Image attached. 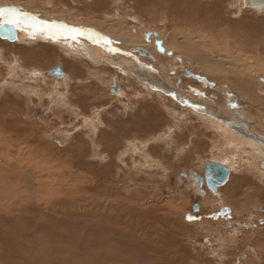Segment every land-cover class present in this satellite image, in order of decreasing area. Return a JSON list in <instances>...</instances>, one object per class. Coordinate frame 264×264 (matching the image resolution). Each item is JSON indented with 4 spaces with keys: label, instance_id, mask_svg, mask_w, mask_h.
I'll use <instances>...</instances> for the list:
<instances>
[{
    "label": "rangeland",
    "instance_id": "rangeland-1",
    "mask_svg": "<svg viewBox=\"0 0 264 264\" xmlns=\"http://www.w3.org/2000/svg\"><path fill=\"white\" fill-rule=\"evenodd\" d=\"M0 1L75 27L152 28L167 43L182 33L177 44L192 38L210 63L189 56L173 70L139 57L187 98L242 105L264 131V105L238 90V73L217 69L255 63L246 69L264 78V12L243 0ZM15 42L0 37V264H264V176L253 159L214 193L205 168L227 145L190 108L105 62ZM116 81L123 95L110 93Z\"/></svg>",
    "mask_w": 264,
    "mask_h": 264
},
{
    "label": "bare ground",
    "instance_id": "bare-ground-1",
    "mask_svg": "<svg viewBox=\"0 0 264 264\" xmlns=\"http://www.w3.org/2000/svg\"><path fill=\"white\" fill-rule=\"evenodd\" d=\"M243 1L245 5V0ZM243 1L241 3H243ZM5 3L0 1V9H9L10 11L3 12L2 15L12 14L15 19L13 25L15 27V30L17 31L18 36L16 42L23 43L29 46L31 45V43L39 44L51 42L54 43L57 48L65 50V52L69 55L80 54L94 63L105 62L107 65L117 68L120 73H123L127 76H137L140 79L139 81L145 84V87L147 89L153 90L154 92L157 91L159 92L158 94L162 95V93L166 94V92H169L170 94L178 96L180 101H176L181 104L182 108L186 106L192 110H195L190 111V109H186L195 117L206 122L209 126H212V129L216 132L215 136L221 141L225 142L224 144L227 145L226 147L224 146L225 150L221 149V152L218 153L216 157H214L217 160H212L213 162L211 163L221 164V166L226 167L230 176L232 171L237 168L238 165L241 166L240 164L245 163V158L249 157L248 159H253L255 161V165L258 166V168H261L259 174L261 176H264V158L260 157V153L264 152V131L261 130V128L259 129L258 127H255V125H252V122L249 123L247 121L248 114L242 109V105L236 103H234V105H228V109H226L225 112L224 110L222 111L221 109L217 108L213 102L205 100L204 98L198 99L194 96L191 98V95L189 96L188 93L187 98V96L185 97L186 94L182 95V93L172 87V85L166 79L167 77L165 78L164 75H161L159 71H157L151 65L144 63L145 61H142L143 56L139 57L136 52H133L135 47L143 48L146 52H148L150 56H145V58H148L150 61L152 60V62H156V57H164L169 61L168 67L173 70H176L175 67L179 61L180 63H182L184 59L186 57L189 58V56L201 65L202 62L200 61H204V59H206L209 54L200 49L199 46H197L200 43L197 44L195 42L194 44H190L192 43V38L190 37L194 36L193 38H196L199 35H192L188 33L184 36V38L190 36L188 37L190 39H185V41L182 36V41L180 42V44H177L178 39L176 37L177 35H180L182 33L175 34L173 32V39L172 36L170 39L172 41H168L169 43H167L165 37L162 34L163 32L153 30L152 28H127L123 25L116 24V26L120 27H117L118 29H114L113 27H108L104 22L92 23L88 21L86 22L84 27H75V25H72L70 23L68 24L67 21L62 19V17L55 19L51 18L52 16H48L45 13L40 12L41 14H37V12H35L33 7L30 5H27L26 7L24 6L25 8L20 9L18 7H15L14 4H10L7 2L6 4H9L7 5L8 7L2 8ZM178 15L179 13L175 11H172L171 13V16L173 18L178 17ZM37 18L38 21L36 24H38V27L31 26L33 22L35 23V21L33 20ZM3 22L4 20L0 18V25ZM219 24L220 22H217V20H213L209 21V23H204V25L201 27H203L202 29H206V27H208V29L210 28L211 30ZM182 25L184 26L185 24ZM73 29L78 31L73 32ZM157 40L162 41V46L164 48L163 53L158 51V46L156 45ZM122 45L130 47L129 50H125L124 47L122 49L120 47ZM177 50H179L180 52L182 51V55H176L178 52ZM116 51H121V53H117ZM184 51L188 54L186 55ZM228 52H232V54L235 53L234 50ZM228 52L225 54H229ZM126 53H132L133 56L137 57L138 60L145 64L147 67L138 64L136 62V59L126 56ZM225 54L222 53L219 54V56L222 57ZM226 55L224 56L225 59H230V57H226ZM231 57L234 56L231 55ZM208 61H204L206 65L207 63H210V61ZM134 62L137 63V66H140V69H135ZM223 62L224 61H219L220 64H222ZM230 62L234 64L229 66V64L227 63L228 68L231 67L230 69H226V66L223 67V65L220 67L219 63L217 69L219 70L221 68V70H223L222 72L227 70V72L229 71L231 75L238 73V75L235 74L237 81L236 86L238 90L240 88L242 93L250 96V98L251 96H253L261 105H264V78L256 75L255 73H252L251 69H246L249 66L254 68L256 64H244L242 62L235 64L236 60H232ZM259 65H261L264 69V59L262 61H259ZM213 67L216 68V65L210 66V64H208L207 68H204L209 70L211 68L210 72H213ZM127 68L130 70L128 71ZM160 68L162 71H164L162 67ZM227 72L224 74H227ZM223 78L228 79L227 76H224ZM207 86H212V83L208 82ZM114 87L116 88L117 93L120 92L121 95H123V90L117 81L115 82ZM228 103L230 104L229 101ZM213 145H216L214 141ZM249 164H251V162ZM195 176L198 175H194V178ZM218 195L220 196V193ZM228 210L231 213L230 208H228Z\"/></svg>",
    "mask_w": 264,
    "mask_h": 264
},
{
    "label": "water",
    "instance_id": "water-1",
    "mask_svg": "<svg viewBox=\"0 0 264 264\" xmlns=\"http://www.w3.org/2000/svg\"><path fill=\"white\" fill-rule=\"evenodd\" d=\"M245 3L247 7L250 9L259 10V11L264 12V0H245ZM0 17L4 20V22L0 25V37L3 39L9 40L11 42L16 41L18 36H17V31L15 30V27L13 25V22H15L13 15L12 14L2 15L1 14ZM31 26H34V25L32 24ZM156 45L158 46V51L163 53L164 48L162 46V41L157 40ZM116 52L121 53V51H116ZM133 52H136L138 56H143V57L149 56L148 52H146L143 48H140V47H135ZM126 56L136 59V62L138 64L143 65L144 67H147L141 61H139L137 57L133 56L132 53H126ZM50 72H51V75L56 78L64 77V73L60 67H54ZM199 80H202V79H199ZM110 93L116 94L117 93L116 88L115 87L111 88ZM166 94L175 98V100L180 101L178 96H175L174 94H170L169 92H166ZM228 177H229V173H228L227 168L221 166V164L210 163L205 168V180L210 190L214 192L217 191L219 186H222L227 183ZM195 178L202 180L198 176H195ZM224 212L229 213L228 208H225Z\"/></svg>",
    "mask_w": 264,
    "mask_h": 264
},
{
    "label": "snow or ice",
    "instance_id": "snow-or-ice-1",
    "mask_svg": "<svg viewBox=\"0 0 264 264\" xmlns=\"http://www.w3.org/2000/svg\"><path fill=\"white\" fill-rule=\"evenodd\" d=\"M6 11H10V10L9 9H0V14H2L3 12H6ZM72 31L75 32L78 30L73 29Z\"/></svg>",
    "mask_w": 264,
    "mask_h": 264
},
{
    "label": "crops",
    "instance_id": "crops-1",
    "mask_svg": "<svg viewBox=\"0 0 264 264\" xmlns=\"http://www.w3.org/2000/svg\"><path fill=\"white\" fill-rule=\"evenodd\" d=\"M33 21H35V23L33 22L32 24H33L34 26L38 27V24H36V23H37V21H38V18H37V19H35V20H33Z\"/></svg>",
    "mask_w": 264,
    "mask_h": 264
},
{
    "label": "flooded vegetation",
    "instance_id": "flooded-vegetation-1",
    "mask_svg": "<svg viewBox=\"0 0 264 264\" xmlns=\"http://www.w3.org/2000/svg\"><path fill=\"white\" fill-rule=\"evenodd\" d=\"M230 104H232V103H230ZM233 105H234V103H233ZM239 110V109H238ZM199 178H201L200 176H198Z\"/></svg>",
    "mask_w": 264,
    "mask_h": 264
}]
</instances>
